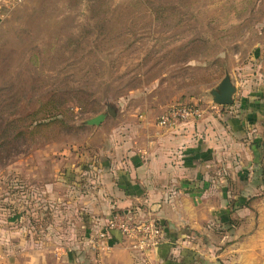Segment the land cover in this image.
Instances as JSON below:
<instances>
[{"label": "rangeland", "instance_id": "rangeland-1", "mask_svg": "<svg viewBox=\"0 0 264 264\" xmlns=\"http://www.w3.org/2000/svg\"><path fill=\"white\" fill-rule=\"evenodd\" d=\"M225 76L236 93L217 106L210 93ZM176 103L245 126L207 159L206 180L141 210L162 228L166 261L123 240L94 252L116 212L95 216L87 173L157 137ZM107 109L115 116L84 124ZM88 256L264 264V0H0V264Z\"/></svg>", "mask_w": 264, "mask_h": 264}, {"label": "crops", "instance_id": "crops-1", "mask_svg": "<svg viewBox=\"0 0 264 264\" xmlns=\"http://www.w3.org/2000/svg\"><path fill=\"white\" fill-rule=\"evenodd\" d=\"M244 126L243 123L233 122L228 114L212 116L206 110L203 117L195 123L185 124L174 132L160 130L157 137L143 139L146 142L136 151L133 147L127 149L123 160L119 159V164L100 163L93 171H89L87 176L89 180L92 179L93 189L86 188L88 197L85 198L90 200L95 197V216L102 217V213L107 214L112 209V213L119 211L130 216L135 215L138 220L148 219L147 206L153 205L156 213L164 199L170 198V192L182 195L187 188L194 186L193 180L204 179V176L206 180L209 177L205 170L207 159L210 156L215 159L222 143L226 148L234 143L235 134L232 131L242 130ZM218 136L221 138L220 143L214 139ZM110 156L115 157V152ZM161 226L164 229L165 242L170 243L164 222ZM99 242L100 249L104 247L103 250L108 251L121 242L128 241L114 231ZM153 250L157 257L165 255V261L167 260V246L159 243ZM95 251L97 250L94 249ZM161 261L164 262L162 259ZM84 264H95V260H89L88 256Z\"/></svg>", "mask_w": 264, "mask_h": 264}, {"label": "built area", "instance_id": "built-area-1", "mask_svg": "<svg viewBox=\"0 0 264 264\" xmlns=\"http://www.w3.org/2000/svg\"><path fill=\"white\" fill-rule=\"evenodd\" d=\"M205 111L198 104H171L157 117L156 125L160 129L174 132L185 124L200 120ZM114 231L119 232L128 242L135 243V247L146 246L145 249L150 250L160 243L162 237V228L151 218L138 220L135 215L115 213L106 220L104 229L98 233L96 241L92 240V248L100 249L98 241L107 238Z\"/></svg>", "mask_w": 264, "mask_h": 264}, {"label": "water", "instance_id": "water-1", "mask_svg": "<svg viewBox=\"0 0 264 264\" xmlns=\"http://www.w3.org/2000/svg\"><path fill=\"white\" fill-rule=\"evenodd\" d=\"M236 88L231 83L229 76H225L215 89L211 91L212 103L217 106H230L233 104V97ZM108 115L115 116V111L107 109V112L99 113L93 118L84 122L85 125L98 127L103 123Z\"/></svg>", "mask_w": 264, "mask_h": 264}, {"label": "trees", "instance_id": "trees-1", "mask_svg": "<svg viewBox=\"0 0 264 264\" xmlns=\"http://www.w3.org/2000/svg\"><path fill=\"white\" fill-rule=\"evenodd\" d=\"M119 213V212H118Z\"/></svg>", "mask_w": 264, "mask_h": 264}]
</instances>
